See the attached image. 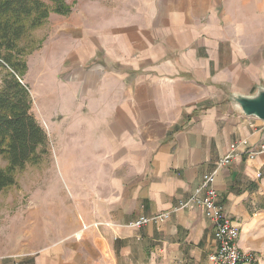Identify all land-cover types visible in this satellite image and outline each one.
Instances as JSON below:
<instances>
[{"label": "crops", "instance_id": "crops-1", "mask_svg": "<svg viewBox=\"0 0 264 264\" xmlns=\"http://www.w3.org/2000/svg\"><path fill=\"white\" fill-rule=\"evenodd\" d=\"M147 4L130 28L107 39L123 87L94 130L83 132L84 143L97 136L92 176L76 179V229L0 264H210L214 224L201 209L178 208L231 145L264 144V126L228 102L264 81V0ZM215 188L240 230L238 247L264 264V154L242 155L219 170ZM163 214V221L130 227Z\"/></svg>", "mask_w": 264, "mask_h": 264}, {"label": "rangeland", "instance_id": "rangeland-1", "mask_svg": "<svg viewBox=\"0 0 264 264\" xmlns=\"http://www.w3.org/2000/svg\"><path fill=\"white\" fill-rule=\"evenodd\" d=\"M147 1L65 0L70 12L51 13L24 44V71L17 78L30 91L31 113L48 146L40 164L17 171L14 186L0 193V258L40 252L76 229V179L92 176L97 136L90 133L84 143L83 132L94 130L123 87L124 72L110 63L107 39L130 28L136 14L146 13ZM60 42L64 50L52 49ZM261 57L264 61V46ZM258 87L264 88V81L252 94ZM86 145L89 150L82 148ZM0 168H9L3 156Z\"/></svg>", "mask_w": 264, "mask_h": 264}, {"label": "trees", "instance_id": "trees-1", "mask_svg": "<svg viewBox=\"0 0 264 264\" xmlns=\"http://www.w3.org/2000/svg\"><path fill=\"white\" fill-rule=\"evenodd\" d=\"M51 5V6H50ZM70 12L65 0H0V156L9 168H0V193L15 184V174L42 162L48 138L33 117L23 74V47L51 13Z\"/></svg>", "mask_w": 264, "mask_h": 264}, {"label": "built area", "instance_id": "built-area-1", "mask_svg": "<svg viewBox=\"0 0 264 264\" xmlns=\"http://www.w3.org/2000/svg\"><path fill=\"white\" fill-rule=\"evenodd\" d=\"M241 148V149H240ZM264 154V144L258 149L249 146L247 141L230 146L229 153L216 163L214 172L206 174L201 185L194 191L193 195L182 202L178 210L195 207L203 210L206 218L214 224V237L217 242V250L209 257L210 264H262L259 256L253 252L242 251L238 247L240 237L239 228L228 218L224 208L218 204V192L215 188L216 176L219 170L228 167L231 163L246 155L251 159ZM169 214H163L154 219L142 218L130 225L139 228L152 221H163Z\"/></svg>", "mask_w": 264, "mask_h": 264}, {"label": "water", "instance_id": "water-1", "mask_svg": "<svg viewBox=\"0 0 264 264\" xmlns=\"http://www.w3.org/2000/svg\"><path fill=\"white\" fill-rule=\"evenodd\" d=\"M228 101L234 111L248 118H255L264 123V88L258 87L251 95L232 93Z\"/></svg>", "mask_w": 264, "mask_h": 264}]
</instances>
